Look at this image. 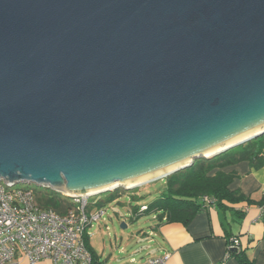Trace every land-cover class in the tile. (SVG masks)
Wrapping results in <instances>:
<instances>
[{
  "label": "water",
  "instance_id": "water-1",
  "mask_svg": "<svg viewBox=\"0 0 264 264\" xmlns=\"http://www.w3.org/2000/svg\"><path fill=\"white\" fill-rule=\"evenodd\" d=\"M262 134L264 0H0L4 182L167 170L90 195L129 190Z\"/></svg>",
  "mask_w": 264,
  "mask_h": 264
},
{
  "label": "crops",
  "instance_id": "crops-1",
  "mask_svg": "<svg viewBox=\"0 0 264 264\" xmlns=\"http://www.w3.org/2000/svg\"><path fill=\"white\" fill-rule=\"evenodd\" d=\"M223 170L238 174L230 189L240 190L246 199L228 202L227 208L205 202L188 222L157 218L155 256L170 252L169 264H242L239 255L229 253L237 238L242 253L254 264H264V165L254 168L246 159Z\"/></svg>",
  "mask_w": 264,
  "mask_h": 264
},
{
  "label": "built area",
  "instance_id": "built-area-1",
  "mask_svg": "<svg viewBox=\"0 0 264 264\" xmlns=\"http://www.w3.org/2000/svg\"><path fill=\"white\" fill-rule=\"evenodd\" d=\"M19 182L24 181L8 184L0 177V264H92L86 234L106 213L104 209H91L93 195L62 191L72 200L71 206L60 213L42 206L35 190L15 188ZM238 245L239 240L233 238L230 246ZM170 259L171 253L164 252L139 264H169Z\"/></svg>",
  "mask_w": 264,
  "mask_h": 264
},
{
  "label": "trees",
  "instance_id": "trees-1",
  "mask_svg": "<svg viewBox=\"0 0 264 264\" xmlns=\"http://www.w3.org/2000/svg\"><path fill=\"white\" fill-rule=\"evenodd\" d=\"M246 159L254 168L264 165V134L212 158L197 159L192 166L162 178L165 188L160 197L147 207V211H155L156 217L161 221H173L179 217L188 222L205 202L227 208L228 202L238 203L245 200L240 190L230 189V184L238 174L235 171L226 172L223 168ZM117 190L119 189L115 191ZM35 192L39 203L44 207L54 208L62 213L71 206L69 201L56 192L50 193L46 189ZM89 238L86 234V245L93 257L92 264H97V256L90 247ZM231 252L239 255L242 264H254L239 248L230 246L229 253Z\"/></svg>",
  "mask_w": 264,
  "mask_h": 264
},
{
  "label": "rangeland",
  "instance_id": "rangeland-1",
  "mask_svg": "<svg viewBox=\"0 0 264 264\" xmlns=\"http://www.w3.org/2000/svg\"><path fill=\"white\" fill-rule=\"evenodd\" d=\"M67 183H64V192ZM15 188L46 189L56 192L66 201L72 198L51 186H42L35 182H19ZM165 188L162 179L146 183L134 189L120 188L93 195L90 198L91 209L106 210L103 219L89 228L90 247L96 253L97 264H139L149 256L158 253L157 235L152 230L158 220L155 211H147V207L160 197ZM126 226H123V223ZM20 264H30L22 261ZM37 264H50L43 261Z\"/></svg>",
  "mask_w": 264,
  "mask_h": 264
},
{
  "label": "bare ground",
  "instance_id": "bare-ground-1",
  "mask_svg": "<svg viewBox=\"0 0 264 264\" xmlns=\"http://www.w3.org/2000/svg\"><path fill=\"white\" fill-rule=\"evenodd\" d=\"M250 132H248L246 130L245 131H240V132L237 133L238 135L234 138V140L237 141V140L242 139V138H244L246 136H249ZM211 154L212 153H208L207 155H211ZM169 169H171V168L168 167V170ZM166 171H167L166 169H156L154 171H150V172H147V173L146 172H142V173L138 174L139 176H138L137 180H135V181H132V180L128 179V180L121 181V182L110 181V182H107V183H102V184H98V185L88 186L87 190H85V192H83V193L94 194V193L99 192V191L104 190V189L115 188L118 185H124V186H129V187L130 186H135V185L140 184L141 182H144V181L150 179L153 176L163 174ZM62 191H64V190H62ZM65 191H66V193H70V194H80V193H82V191H80L79 189L76 190V191H72V190L68 189L67 186L65 188Z\"/></svg>",
  "mask_w": 264,
  "mask_h": 264
}]
</instances>
